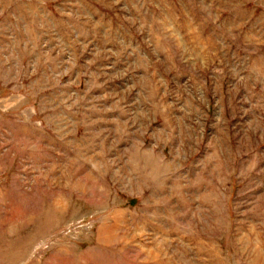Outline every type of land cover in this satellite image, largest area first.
I'll list each match as a JSON object with an SVG mask.
<instances>
[{
	"label": "rangeland",
	"instance_id": "rangeland-1",
	"mask_svg": "<svg viewBox=\"0 0 264 264\" xmlns=\"http://www.w3.org/2000/svg\"><path fill=\"white\" fill-rule=\"evenodd\" d=\"M0 264H264V0H0Z\"/></svg>",
	"mask_w": 264,
	"mask_h": 264
}]
</instances>
